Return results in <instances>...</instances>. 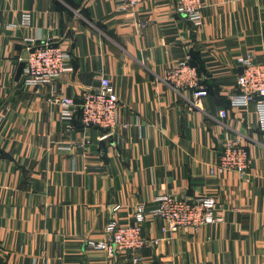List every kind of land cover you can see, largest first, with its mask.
Returning a JSON list of instances; mask_svg holds the SVG:
<instances>
[{
	"label": "crops",
	"instance_id": "0c3cea01",
	"mask_svg": "<svg viewBox=\"0 0 264 264\" xmlns=\"http://www.w3.org/2000/svg\"><path fill=\"white\" fill-rule=\"evenodd\" d=\"M116 7L0 0V264H264V130L253 103L230 105L242 71L235 57L262 60L264 0H204L201 27L176 12V0ZM47 37L71 53L73 69L26 85L33 41ZM187 56L209 89L200 107H191V89L167 80ZM102 76L120 98L115 130L85 128L79 111L67 120L49 102L63 94L81 103ZM228 138L250 151L246 175L211 173ZM164 192L214 196L224 220L166 233L151 217L140 249L109 257L88 248L111 219L132 223L139 203L151 210Z\"/></svg>",
	"mask_w": 264,
	"mask_h": 264
},
{
	"label": "built area",
	"instance_id": "2783aa9c",
	"mask_svg": "<svg viewBox=\"0 0 264 264\" xmlns=\"http://www.w3.org/2000/svg\"><path fill=\"white\" fill-rule=\"evenodd\" d=\"M147 1L117 0L116 9L121 12L127 11ZM203 8L204 0H176V12L185 15L197 27L203 24ZM22 23L31 25L32 15L25 13ZM35 40H31L35 44L26 60V85L51 84L73 69V56L62 45L55 43L51 37ZM235 61L242 71L238 75L239 89L230 95V105L247 106L253 103L259 116L258 126L264 130V48L260 62L255 60L253 53L249 52L237 55ZM167 80L178 92L191 89V107H200L202 99L209 95L207 87L200 84L199 70L191 64L190 56L169 69ZM49 102L60 105L62 115L67 120H72L79 111L85 128L99 127L112 131L120 125L119 94L112 81L106 76L100 78V85L96 89L85 93L81 103L63 94H53ZM220 115L226 117L228 110H220ZM251 163L247 146L239 138H228L223 142L222 151L211 173L231 170L246 175ZM155 201L156 205L151 210H148L144 203H139L135 207L134 220L130 224L120 223L115 218L111 219L105 228L107 236L102 240H89L88 248L103 251L109 257L140 249L149 241L144 236L143 229L145 222L151 217H158L164 221L163 231L166 233H175L184 228L198 232L206 225L224 220L220 203L214 196L185 198L164 192L158 194ZM120 208V205H116L113 210L117 212ZM158 241V239L151 240L154 243Z\"/></svg>",
	"mask_w": 264,
	"mask_h": 264
},
{
	"label": "trees",
	"instance_id": "16d2710c",
	"mask_svg": "<svg viewBox=\"0 0 264 264\" xmlns=\"http://www.w3.org/2000/svg\"><path fill=\"white\" fill-rule=\"evenodd\" d=\"M191 60H192V59H191ZM191 64H192V65H195L193 61H191ZM195 66L198 68L197 65H195ZM198 70H199V68H198ZM207 89H208V87H207ZM208 91H209V89H208Z\"/></svg>",
	"mask_w": 264,
	"mask_h": 264
}]
</instances>
